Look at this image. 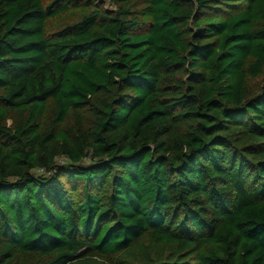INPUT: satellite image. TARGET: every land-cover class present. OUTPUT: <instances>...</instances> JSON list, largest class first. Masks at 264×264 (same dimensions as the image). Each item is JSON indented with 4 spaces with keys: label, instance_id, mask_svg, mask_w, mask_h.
<instances>
[{
    "label": "trees",
    "instance_id": "1",
    "mask_svg": "<svg viewBox=\"0 0 264 264\" xmlns=\"http://www.w3.org/2000/svg\"><path fill=\"white\" fill-rule=\"evenodd\" d=\"M260 78L264 0H0V264H264Z\"/></svg>",
    "mask_w": 264,
    "mask_h": 264
},
{
    "label": "rangeland",
    "instance_id": "2",
    "mask_svg": "<svg viewBox=\"0 0 264 264\" xmlns=\"http://www.w3.org/2000/svg\"><path fill=\"white\" fill-rule=\"evenodd\" d=\"M101 2H102V1H101ZM106 8H112V6L109 5V4H107V5H106ZM79 14H80V13H79ZM79 14L70 15V16L67 17V19H68L69 22H70V21H71V20H70L71 18H72V19L77 18ZM63 21H66V20L60 19V20L56 21L54 25L58 28V27H60V26L62 25V22H63ZM256 84H258V85H264V80H263V78H260V79L256 82ZM12 123H13L12 120H10V121H9V125H12ZM58 162H59V164L63 165L66 161H65V159L61 158V159H58ZM37 174L40 175L39 172H38Z\"/></svg>",
    "mask_w": 264,
    "mask_h": 264
}]
</instances>
